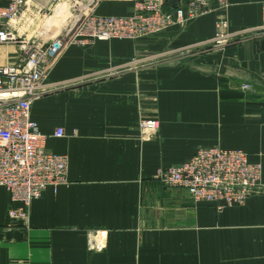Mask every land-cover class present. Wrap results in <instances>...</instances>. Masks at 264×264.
<instances>
[{
	"label": "crops",
	"instance_id": "crops-1",
	"mask_svg": "<svg viewBox=\"0 0 264 264\" xmlns=\"http://www.w3.org/2000/svg\"><path fill=\"white\" fill-rule=\"evenodd\" d=\"M263 2L212 0L150 38L67 46L32 116L47 151L68 157V182L33 202L28 227L10 219L19 204L0 187V264H264V37L206 44L220 20L259 26ZM131 10L104 2L98 13ZM20 54L0 45V65ZM147 119L161 123L151 136ZM215 146L263 164L262 191L244 205L195 202L155 176ZM96 233L102 251L90 248Z\"/></svg>",
	"mask_w": 264,
	"mask_h": 264
},
{
	"label": "built area",
	"instance_id": "built-area-1",
	"mask_svg": "<svg viewBox=\"0 0 264 264\" xmlns=\"http://www.w3.org/2000/svg\"><path fill=\"white\" fill-rule=\"evenodd\" d=\"M66 0H0V45L13 44L21 49L18 60L0 65V187L6 189L12 201L19 204L9 212L14 222L26 221L34 201L52 189L57 192L68 182L69 159L66 155L48 152V136L41 132L32 116L34 100L45 94L50 68L67 46H91L110 40L139 41L159 35L173 25L185 24L210 10L212 0H69L72 16L62 36L53 41L17 34L14 22L29 16L58 9ZM104 2H123L132 6L127 15H101ZM28 22V21H27ZM264 37V2L259 26L230 30L229 22L220 20L215 35L207 46L224 48L244 38ZM243 84V91H250ZM140 127L149 136L157 131V119H147ZM64 130L54 136L62 138ZM164 185L184 188L195 202H205L217 208L244 205L262 191L263 166L251 162L242 150L219 147L201 148L182 164L160 169L156 175ZM102 251L103 245L90 242Z\"/></svg>",
	"mask_w": 264,
	"mask_h": 264
},
{
	"label": "rangeland",
	"instance_id": "rangeland-1",
	"mask_svg": "<svg viewBox=\"0 0 264 264\" xmlns=\"http://www.w3.org/2000/svg\"><path fill=\"white\" fill-rule=\"evenodd\" d=\"M66 1H69V0H66ZM55 14H56V10H53V8H51V10H47L44 14H42V15H39V14H34L33 15V17H34V23H31L30 21H28V22H24V18L23 19H18L17 21H15L14 22V26H15V29H16V32H17V34L18 35H20V36H23L22 37V39H24V38H31V37H37L40 41H53L56 37H59V36H62L66 31H65V29H67V27H68V22L66 23V24H61V26H57V27H54V29H51V30H49L47 33H45L44 34V36L42 37L41 35H40V33L38 32V28L40 27V29L42 30L43 28H46V27H44L45 25H46V23H47V20H48V18H51V17H53V16H55ZM69 17H71L70 15H68ZM72 18H73V16H72ZM39 29V30H40ZM5 45H13V44H5ZM14 46H16L17 47V45H14ZM158 120V119H157ZM143 121V120H142ZM158 122H159V124H160V126H161V123H160V121L158 120ZM141 123V122H140ZM140 123H139V128L141 129V127H140ZM159 129H160V127H159ZM158 129V130H159ZM156 132V131H155ZM155 132H153V133H155ZM215 147H219V146H215ZM206 148H211V147H206ZM219 148H221V149H224V148H222V147H219ZM201 149V148H200ZM227 150H232V149H227ZM243 151V150H242ZM244 153H246L247 155H248V157H249V159H250V156H249V154L247 153V152H245V151H243ZM191 159V158H190ZM189 159V160H190ZM188 161V160H187ZM250 161H251V159H250ZM186 162V161H185ZM251 162H253V161H251ZM184 163V162H183ZM260 163V162H259ZM262 164V163H261ZM262 166H263V164H262ZM171 167H174V166H171ZM171 167H169V168H171ZM161 169V168H160ZM160 169H158L157 170V172L160 170ZM166 169H168V168H166ZM157 172H156V174H155V176L157 175ZM262 187H263V184H262ZM242 206V205H241ZM234 207H236V206H234ZM225 208H228V207H225ZM13 209V208H12ZM10 212V211H9ZM28 215H29V223H27L28 225H26V224H24V222H26V221H21V220H19L18 221V223L19 224H22L23 226H25V227H28V226H30V224H31V207H30V209H29V211H28ZM11 219V218H10ZM97 238H98V233H96V234H94V237L90 240V242H94V244L97 242L96 240H97ZM90 242H89V245H90V248H92L93 250H97L95 247H91V244H90ZM97 251H99V250H97Z\"/></svg>",
	"mask_w": 264,
	"mask_h": 264
},
{
	"label": "bare ground",
	"instance_id": "bare-ground-1",
	"mask_svg": "<svg viewBox=\"0 0 264 264\" xmlns=\"http://www.w3.org/2000/svg\"><path fill=\"white\" fill-rule=\"evenodd\" d=\"M70 3L69 1H64L57 9L55 16L48 18L47 23L42 30L40 27L38 28V32L43 37L45 33L49 30L54 29V27L61 26V24H66L69 21V16H72V10H70ZM30 21L34 23L29 16H24V22ZM68 24V23H67ZM40 29V30H39ZM47 31V32H46Z\"/></svg>",
	"mask_w": 264,
	"mask_h": 264
},
{
	"label": "water",
	"instance_id": "water-1",
	"mask_svg": "<svg viewBox=\"0 0 264 264\" xmlns=\"http://www.w3.org/2000/svg\"><path fill=\"white\" fill-rule=\"evenodd\" d=\"M179 0H170V4L171 5H176V3L178 2Z\"/></svg>",
	"mask_w": 264,
	"mask_h": 264
}]
</instances>
